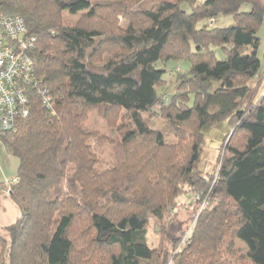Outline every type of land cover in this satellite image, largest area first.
<instances>
[{
  "label": "trees",
  "instance_id": "trees-1",
  "mask_svg": "<svg viewBox=\"0 0 264 264\" xmlns=\"http://www.w3.org/2000/svg\"><path fill=\"white\" fill-rule=\"evenodd\" d=\"M65 12L83 15L72 24ZM2 16L24 20L54 114L34 96L0 133L19 161L0 194L20 211L0 229V264H264V0H0ZM187 60L163 94L159 66ZM92 112L105 134L86 125ZM223 120V160L203 176V126Z\"/></svg>",
  "mask_w": 264,
  "mask_h": 264
},
{
  "label": "built area",
  "instance_id": "built-area-1",
  "mask_svg": "<svg viewBox=\"0 0 264 264\" xmlns=\"http://www.w3.org/2000/svg\"><path fill=\"white\" fill-rule=\"evenodd\" d=\"M33 43L34 39L25 37L20 16L0 17V133L15 131L17 119L31 114L34 96L54 114L53 99L35 77L34 61L28 54Z\"/></svg>",
  "mask_w": 264,
  "mask_h": 264
},
{
  "label": "rangeland",
  "instance_id": "rangeland-1",
  "mask_svg": "<svg viewBox=\"0 0 264 264\" xmlns=\"http://www.w3.org/2000/svg\"><path fill=\"white\" fill-rule=\"evenodd\" d=\"M93 2H119L121 0H91ZM249 7H244L243 11H249ZM83 13H79L77 15H70V13L65 12L64 13V18L66 22L69 23H76ZM120 26L125 28L126 24L123 22V20H119ZM210 26L214 25V22L211 21L209 22ZM234 24V21L231 17H226V18H219L217 23L214 25V27H219V28H227L231 25ZM200 25L199 27H201ZM258 37L260 39V46L257 52V56L260 60H263L264 57V21L263 24L259 30ZM216 54L219 59L224 58V54L221 50L216 49ZM161 70H165L166 73L164 74V80L167 82L166 86L167 88L162 90L163 94H167L169 96L172 94L176 88L175 82H176V76L177 72L181 71L185 73L188 71L191 67V62L189 60L187 61H171L167 62L165 65H160L159 66ZM264 67L261 69V74H263ZM257 82V78L253 79L250 81L249 85L253 88ZM167 89L168 92H167ZM169 94V95H168ZM167 101L166 96L163 97L161 95V102L160 105H158L157 108L161 107V103H165ZM153 125L155 128L160 129L161 131L165 132L166 134H169V129L167 123L162 120L159 117H155L153 119ZM89 128H100V131L103 130V133L105 134L107 132L106 129V123L103 122L96 112H92L89 115V121L86 124ZM102 132V131H101ZM202 133L205 136V141L203 143V152H202V159H201V165H200V170L202 172L203 176H206L207 174H211L215 171L216 166H219L221 161L223 160L224 154H225V144L227 143V136L231 134V128L228 124V120H223L219 123H208L203 126ZM168 143H175L176 140L173 138L172 135H169L167 139ZM225 141V142H224ZM219 168V167H218ZM5 194H9V192H5ZM179 207H180V215L179 218L182 222H184L187 225V219H188V214L187 210L183 207V205L190 206L194 205L193 203V198L191 196L184 195L182 196L179 200ZM193 224L188 226L186 235H188L192 229ZM186 227V226H185ZM149 244L152 248H157L160 245V240L153 232V229H150L149 232ZM244 264H249L247 261Z\"/></svg>",
  "mask_w": 264,
  "mask_h": 264
},
{
  "label": "crops",
  "instance_id": "crops-1",
  "mask_svg": "<svg viewBox=\"0 0 264 264\" xmlns=\"http://www.w3.org/2000/svg\"><path fill=\"white\" fill-rule=\"evenodd\" d=\"M19 161L8 155L0 143V183L14 179L17 175ZM20 217L18 207L13 203L9 194H0V229L8 227Z\"/></svg>",
  "mask_w": 264,
  "mask_h": 264
}]
</instances>
